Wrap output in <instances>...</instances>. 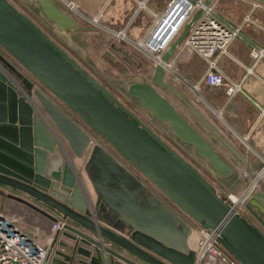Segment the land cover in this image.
I'll use <instances>...</instances> for the list:
<instances>
[{
    "label": "water",
    "instance_id": "water-1",
    "mask_svg": "<svg viewBox=\"0 0 264 264\" xmlns=\"http://www.w3.org/2000/svg\"><path fill=\"white\" fill-rule=\"evenodd\" d=\"M27 1H36L43 15L60 30L96 31L93 26L79 27L53 0ZM212 1L204 0V5ZM253 1L264 5V0ZM201 14L200 8L169 45L154 68L151 84L131 83L128 93L157 120L166 122L173 134L191 145L219 176H231L233 167L156 87L174 93L245 165L250 177L257 179L259 189L254 195L264 205L262 179L246 158L164 79V64ZM0 47L191 220L218 231L220 244L240 264H264V233L9 0H0ZM21 83L29 94L19 96V83L0 68V187L20 194L4 193L0 188V195L35 209L53 222L57 218L49 211L60 214L95 234L96 239L71 224L65 225L66 230L126 264H194L195 253L187 242L190 228L154 196L144 199L142 186L99 146L90 150L85 175L74 170L67 147L82 157L90 137L37 90L34 95L40 109L34 112L33 84L26 78ZM136 200L147 205L134 206Z\"/></svg>",
    "mask_w": 264,
    "mask_h": 264
},
{
    "label": "rangeland",
    "instance_id": "rangeland-1",
    "mask_svg": "<svg viewBox=\"0 0 264 264\" xmlns=\"http://www.w3.org/2000/svg\"><path fill=\"white\" fill-rule=\"evenodd\" d=\"M17 9L26 14L34 23H36L44 32H46L58 45H60L70 56H72L84 69H86L91 75L95 77L100 83H102L110 92L118 98V100L125 105L129 110H131L138 118H140L146 125H148L160 138H162L170 147L176 150L184 159H186L193 167L198 169L200 173L213 184L215 189L225 197L236 196L241 202L236 205L238 212L242 216L248 215L252 218V222L258 225L264 233V206L257 202L254 193L259 189L250 188L251 184L256 181V179L250 177L246 172L245 165L230 151H226L217 138L207 129V127L198 119L194 113L171 91L156 87V90L160 95L165 97L172 105L179 111V113L185 118V120L190 123L196 130H198L206 140L216 148L219 155L233 167V173L227 178H222L219 176L209 165V163L198 157L191 145H188L180 141L171 131L169 125L166 122L157 120L152 112L145 109L141 102L128 93V87L131 83H150L154 71V66L152 60L145 57L138 50L134 48L132 42L121 39L116 34L122 28L120 26H110L105 21L102 16L97 22H93L88 13L83 11H74L67 9L64 5V9L68 14H70L77 22L79 27L83 26H93L96 31H75L72 29L60 30L54 23L48 20L41 12L40 6L36 1L29 2L27 0H9ZM57 3L61 1L55 0ZM57 5V4H56ZM99 14V13H97ZM95 16V15H94ZM101 20V21H100ZM126 34L132 40H136L132 29H129ZM125 50L129 56L134 59L131 62L130 59L126 57L125 54L121 52ZM0 68L6 70L10 75L19 83L17 89L18 95H22V92H29L24 88L21 83V79L17 78L16 73L26 77L30 82H32V100L34 101L35 107L32 106L33 111L37 112L39 110V104L36 101L34 91L37 90L43 95L48 97L58 109H60L69 119H71L76 125L79 126L89 137L90 145L86 148V152L90 153V150L96 145L100 148L106 150L111 154L116 161L130 174L132 173L137 181L141 182L149 190L151 196L156 197L161 203L166 205L172 212L177 214V211L181 213L179 222L187 225L190 218L180 211V209L170 203L164 196L161 195L162 192L155 187L142 173L133 168L129 163H127L110 145H108L100 136L94 133L89 126L83 122L79 117L72 113L66 106L63 105L57 98L51 95L48 89L42 86L38 81L32 78V76L4 49L0 47ZM165 82L170 84L169 80L165 79ZM37 85V86H36ZM174 87V86H173ZM178 89V86H175ZM181 88V87H180ZM34 89V90H33ZM181 90V89H180ZM181 92V91H180ZM181 94L191 103V99L186 97L182 92ZM37 103V104H36ZM38 105V107H37ZM60 137L64 139L61 135ZM68 146V145H67ZM70 148V147H68ZM75 155L72 154V158ZM78 160L81 158L75 157V161L79 164ZM238 161V162H237ZM243 165V166H241ZM80 170H82V166ZM241 169V172H240ZM85 175V172L83 171ZM261 178V177H260ZM87 184L91 189L89 180ZM4 193H13L15 195H20L18 192L12 191L7 187H0ZM151 188V189H150ZM94 198L95 194L93 193ZM36 205V204H35ZM38 207L42 208L43 206ZM263 209V210H262ZM0 211L7 213L15 221H18L26 231L31 232L40 237L42 243L48 247V253L46 260L51 262L56 254V246L50 240L56 238L57 232L54 233L52 230L53 224H48L47 228H40L38 224L42 221L43 217H46L36 211L35 209L6 197V195H0ZM49 211V210H47ZM51 215L56 213L49 211ZM47 218V217H46ZM50 220V219H49ZM28 221V222H27ZM33 224V228H28L25 225L28 223ZM191 222V221H190ZM26 223V224H25ZM67 224H69L67 220ZM25 226V227H24ZM189 227V226H188ZM43 229V230H42ZM47 229V230H46ZM50 230V231H49ZM64 230V229H61ZM59 230V231H61ZM46 231V232H45ZM48 231V232H47ZM53 241V240H52ZM58 246V245H57ZM59 251V250H58ZM57 252V257H58Z\"/></svg>",
    "mask_w": 264,
    "mask_h": 264
},
{
    "label": "crops",
    "instance_id": "crops-1",
    "mask_svg": "<svg viewBox=\"0 0 264 264\" xmlns=\"http://www.w3.org/2000/svg\"><path fill=\"white\" fill-rule=\"evenodd\" d=\"M53 1L65 10L64 6H62L63 4ZM75 1L79 11L88 13L90 16L101 13L108 25H117L127 29V31L132 29L137 41L145 37L153 23L154 17L165 9L169 0ZM140 1H144L145 6L138 10L137 6ZM213 1L220 13L240 29V36L229 44L226 53L215 57L217 69L224 76V84L221 86H208L203 80L208 68L207 61L196 53L184 54L179 49L171 57V66L165 70L164 77L169 80L172 86H178V90L191 99L192 105L246 158L251 170L254 173H259L264 167V117L259 115L254 102L264 104V59L253 66L249 50L254 44L264 46V5L258 4L253 0ZM134 48L138 50L136 47ZM123 51L125 50H121L131 62H134V59ZM16 75L20 76L21 80L26 78L19 73H16ZM241 79H243V93L238 92L228 97L226 94L227 85L232 82H238ZM195 85L198 87L194 88ZM217 140L226 151L230 152L218 138ZM67 149L68 157L74 170L80 171L81 167L79 166L83 168L89 157V152L81 160H78L79 164L77 162L75 164L76 156L72 158L71 149L68 147ZM214 149L220 154L216 148ZM126 172L134 179L136 178L132 173ZM261 179L264 189V175ZM137 182L143 188V198L146 199L145 197L151 196L149 190H147L149 188L146 189L144 184ZM255 199L262 204L256 197ZM144 202L136 200L134 206L137 203L140 206H146L147 203L145 202L146 205H144ZM262 206L264 205L262 204ZM244 217L254 224L249 215ZM68 222L96 239L95 234L92 232L72 221L68 220ZM254 225L262 231L258 225ZM52 240L50 242H53L58 249L54 253L56 255L53 260L51 262L46 260L45 264H126L66 229L58 231L56 238ZM187 242L189 247L193 249L189 244V237ZM106 245L111 246L109 243H106ZM57 252H59L58 257Z\"/></svg>",
    "mask_w": 264,
    "mask_h": 264
},
{
    "label": "built area",
    "instance_id": "built-area-1",
    "mask_svg": "<svg viewBox=\"0 0 264 264\" xmlns=\"http://www.w3.org/2000/svg\"><path fill=\"white\" fill-rule=\"evenodd\" d=\"M60 1L67 9L79 11L75 0ZM144 6V1H140L137 9H142ZM200 8L202 14L191 25L177 50H182L184 54L196 53L205 59L208 68L203 80L208 86H221L224 84V76L217 69L215 57L226 53L229 44L240 36V29L220 13L214 1L204 5V0H169L165 9L156 14L148 33L142 39L132 40L126 34L125 28H122L116 35L123 40L132 42L134 47L145 57L152 60L155 68L157 64L161 63V58L169 45ZM101 17L102 15L99 13L91 19L93 22H97ZM249 55L253 61L252 65H256L264 59V46L252 45ZM170 62L171 60L164 64V76L165 70L171 66ZM242 82L243 79L228 84L226 87L227 96L231 97L238 92L243 93ZM197 87V85L194 86V88ZM254 105L258 109L259 115L264 117V104L254 102ZM256 174L262 177L264 167ZM256 187L257 181H254L250 188L255 189ZM161 196L174 204L166 196ZM234 205L237 210L236 204ZM0 215V264H45L48 247L42 243L40 237L26 231L9 214L0 211ZM176 215L180 218L181 213L177 211ZM56 218L57 221H52L54 233L65 229L67 224V219L61 215H57ZM190 221L187 224L191 232L197 233L196 244L193 248L195 253L194 264H240L220 244L218 231L205 229L193 220L190 219Z\"/></svg>",
    "mask_w": 264,
    "mask_h": 264
},
{
    "label": "bare ground",
    "instance_id": "bare-ground-1",
    "mask_svg": "<svg viewBox=\"0 0 264 264\" xmlns=\"http://www.w3.org/2000/svg\"><path fill=\"white\" fill-rule=\"evenodd\" d=\"M151 39V38H150ZM149 39V40H150ZM148 40V41H149ZM146 43H147V41H146ZM87 150H85V152H86ZM85 152L83 153V155H82V157L85 155ZM82 157H79V159L80 158H82ZM78 158V157H77ZM74 163L76 164V161H74ZM83 169H84V166H83ZM80 170V171H82V173H83V171L84 170ZM249 175V174H248ZM250 176V175H249ZM86 179V178H85ZM257 180V179H256ZM231 196V195H230ZM230 196H228V198L230 199V201L231 202H233L234 204H236V205H238V203L239 202H241L240 201V199H238L236 196H233L232 198L230 197ZM28 222V221H27ZM49 223H51V220H49V219H47V218H44L43 217V219H42V221H40V224H38L39 225V227L40 228H47L48 227V224ZM26 224V223H25ZM26 227H28V228H33V224L32 223H30L29 222V224L27 223L26 225H25ZM24 226V227H25ZM25 229V228H24ZM43 230V229H42ZM47 230V229H46ZM50 231V230H49ZM46 232V231H45ZM48 232V231H47ZM31 233V232H30ZM196 239H197V233L195 232V231H192L191 232V234H190V236H189V244H190V246H192L193 248H194V246H195V243H196Z\"/></svg>",
    "mask_w": 264,
    "mask_h": 264
}]
</instances>
